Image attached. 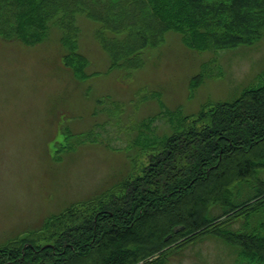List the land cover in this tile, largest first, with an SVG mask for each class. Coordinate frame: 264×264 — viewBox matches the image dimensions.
<instances>
[{"label": "trees", "instance_id": "trees-1", "mask_svg": "<svg viewBox=\"0 0 264 264\" xmlns=\"http://www.w3.org/2000/svg\"><path fill=\"white\" fill-rule=\"evenodd\" d=\"M77 15L101 25L96 38L110 71L128 74L170 31L200 53L264 37V0H0V25H11L0 36L33 46L55 25L65 66L85 80ZM202 72L192 94L207 79ZM260 78L233 101H207L193 118L169 112L171 132L149 143L155 153L139 174L0 245V264H166L170 246L180 251L209 236L234 248L241 264H264V225L253 233L247 221L230 229L264 208V73ZM176 226L183 229L174 234Z\"/></svg>", "mask_w": 264, "mask_h": 264}, {"label": "rangeland", "instance_id": "rangeland-1", "mask_svg": "<svg viewBox=\"0 0 264 264\" xmlns=\"http://www.w3.org/2000/svg\"><path fill=\"white\" fill-rule=\"evenodd\" d=\"M76 22L77 51L89 62L85 80L65 66L55 25L33 46L0 36V245L139 174L155 153L149 143L171 132L169 112L193 118L207 101L230 102L263 83L264 37L253 46L200 53L170 31L128 74L110 71L96 38L101 25L84 15ZM203 70L207 79L192 94V79ZM244 218L230 229L247 221L253 233L264 225V208ZM177 246L168 248L166 264H241L234 248L211 236Z\"/></svg>", "mask_w": 264, "mask_h": 264}, {"label": "water", "instance_id": "water-1", "mask_svg": "<svg viewBox=\"0 0 264 264\" xmlns=\"http://www.w3.org/2000/svg\"><path fill=\"white\" fill-rule=\"evenodd\" d=\"M182 229H183V227H181V226H176V227L173 229V233H174V234H177V233H179ZM170 237H171V235L168 236V237L166 238V240H169Z\"/></svg>", "mask_w": 264, "mask_h": 264}]
</instances>
